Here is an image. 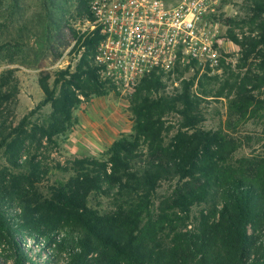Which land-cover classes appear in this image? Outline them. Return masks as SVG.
<instances>
[{
    "label": "trees",
    "instance_id": "trees-1",
    "mask_svg": "<svg viewBox=\"0 0 264 264\" xmlns=\"http://www.w3.org/2000/svg\"><path fill=\"white\" fill-rule=\"evenodd\" d=\"M246 1L251 14L235 25L241 35L228 40L242 52L238 69L252 57L258 63L242 77L230 68L219 76L208 70L198 81L196 68L189 80V68L153 74L129 98L132 133L102 158L57 163L54 169L69 176L46 193L39 185L47 169L36 152L69 131L80 97L113 92L92 65L97 33L71 29L73 49H83L74 72L60 71L55 89L48 78L39 81L51 107L46 123L23 118L13 127L3 105L14 95L0 94V150L9 167L0 170V264H264V157L238 158L242 144L231 134V126L264 111L254 95L264 85V0ZM79 7L90 20L87 1ZM220 99L227 101V128H206V106ZM164 184L170 194L157 203ZM94 197L110 199L113 210L92 208ZM202 204L206 209L191 218Z\"/></svg>",
    "mask_w": 264,
    "mask_h": 264
},
{
    "label": "rangeland",
    "instance_id": "rangeland-1",
    "mask_svg": "<svg viewBox=\"0 0 264 264\" xmlns=\"http://www.w3.org/2000/svg\"><path fill=\"white\" fill-rule=\"evenodd\" d=\"M248 5L246 0H230L219 12L218 47L222 56L219 67L223 66V69L209 72L208 76H219L224 68H230L234 74L239 73L242 77L251 64L254 66V63H258L252 57L244 68L238 69L237 66L243 65L242 52L228 40L230 33L241 35L240 29L235 25L245 19L247 14H251ZM79 10V0H0V78H7L8 73L12 72V76L8 77L9 86L0 89V94L14 95L10 102L3 105V112L13 123V127L23 118H27L32 125L47 122L51 107L43 103L45 96L39 81L48 78L50 88L55 89L56 75L68 66L69 71L74 72L82 58L83 49H73L72 42L76 36L71 31L81 32L84 28L85 19L83 14L79 16ZM242 32L247 30L244 28ZM196 69L198 81L207 70ZM194 75L195 70H189L183 79L189 80ZM112 89L113 92L105 96L91 97L88 100L80 97L82 102L72 112L74 122L69 131L55 140L56 145H48L44 141L39 152L32 149L31 153H37V160L42 162L44 171L47 169L43 182L39 185L40 191L46 193V188L56 180L68 178L69 175L54 169L57 163L65 164L84 157L102 158L113 142L132 133L129 98L134 90ZM254 95L264 100V85ZM226 104L227 101L223 99L209 101L205 110L206 128H227ZM263 114V110L259 111L256 116L246 118L239 126H231L236 128L231 134L242 144L241 150L236 154L238 158L264 157V120L260 119ZM169 121L176 124L177 118L172 117ZM4 168L9 167L1 149L0 170ZM170 190V184L162 185L157 191L156 202L170 194ZM90 206L101 213L113 210V202L103 197L92 198ZM205 209L203 204L193 207L190 217L198 218L199 213Z\"/></svg>",
    "mask_w": 264,
    "mask_h": 264
},
{
    "label": "built area",
    "instance_id": "built-area-1",
    "mask_svg": "<svg viewBox=\"0 0 264 264\" xmlns=\"http://www.w3.org/2000/svg\"><path fill=\"white\" fill-rule=\"evenodd\" d=\"M84 1L80 35L99 37L92 65L103 83L134 90L153 74L220 69L217 16L230 0Z\"/></svg>",
    "mask_w": 264,
    "mask_h": 264
}]
</instances>
